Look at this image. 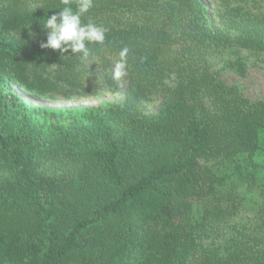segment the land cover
<instances>
[{
    "label": "trees",
    "instance_id": "trees-1",
    "mask_svg": "<svg viewBox=\"0 0 264 264\" xmlns=\"http://www.w3.org/2000/svg\"><path fill=\"white\" fill-rule=\"evenodd\" d=\"M261 2L92 0L84 55L44 46L63 0H0V264H264V98L211 66L264 57ZM125 48L120 101H26L115 85Z\"/></svg>",
    "mask_w": 264,
    "mask_h": 264
},
{
    "label": "rangeland",
    "instance_id": "rangeland-1",
    "mask_svg": "<svg viewBox=\"0 0 264 264\" xmlns=\"http://www.w3.org/2000/svg\"><path fill=\"white\" fill-rule=\"evenodd\" d=\"M204 4L208 10H211L210 0H204ZM260 4L264 8V0H262ZM236 56L241 57L244 68L243 74L238 73L229 66L227 67L226 60H234ZM212 59V70L217 72L219 78L223 82L236 85L240 89L242 95L251 101L264 98V57L262 55L244 49H238L230 54L225 53L224 57H214ZM112 70L114 74L111 81L115 85L111 87L103 85V72L93 70L92 72L86 73L87 83L85 86L93 91L91 95H85L84 97L72 95L70 98H64L60 94L48 93L42 97L29 95L26 97V101L50 108L95 106L101 104L105 105L108 102L120 101L126 87V79L122 71V74L117 77L115 75V67H113ZM114 86L117 87V90L114 89ZM14 90L17 91L16 88H14ZM158 106L159 101H154L148 105V111L155 112ZM258 161L264 166V153L259 156ZM249 216L250 214L240 213L232 219V223L244 221Z\"/></svg>",
    "mask_w": 264,
    "mask_h": 264
},
{
    "label": "clouds",
    "instance_id": "clouds-1",
    "mask_svg": "<svg viewBox=\"0 0 264 264\" xmlns=\"http://www.w3.org/2000/svg\"><path fill=\"white\" fill-rule=\"evenodd\" d=\"M65 7L58 12L47 15L43 27L48 29L47 42L44 46L60 49L62 43L66 50L70 47L74 52H82L87 55L85 41L103 42L105 29L94 23L83 24L81 17L92 7V0H77V10L73 11L70 6L71 0H63ZM127 49L120 52L121 61L116 64L115 75L119 77L124 67L123 57Z\"/></svg>",
    "mask_w": 264,
    "mask_h": 264
}]
</instances>
